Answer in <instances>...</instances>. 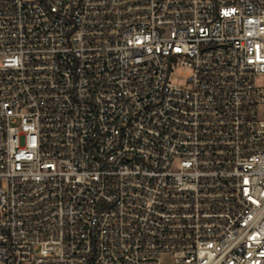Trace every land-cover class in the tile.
<instances>
[{
    "label": "built area",
    "instance_id": "built-area-1",
    "mask_svg": "<svg viewBox=\"0 0 264 264\" xmlns=\"http://www.w3.org/2000/svg\"><path fill=\"white\" fill-rule=\"evenodd\" d=\"M0 264H264V0H0Z\"/></svg>",
    "mask_w": 264,
    "mask_h": 264
},
{
    "label": "rangeland",
    "instance_id": "rangeland-1",
    "mask_svg": "<svg viewBox=\"0 0 264 264\" xmlns=\"http://www.w3.org/2000/svg\"><path fill=\"white\" fill-rule=\"evenodd\" d=\"M182 72H188V69L185 67H178L174 74V78L179 84L185 85L186 78L181 76Z\"/></svg>",
    "mask_w": 264,
    "mask_h": 264
}]
</instances>
